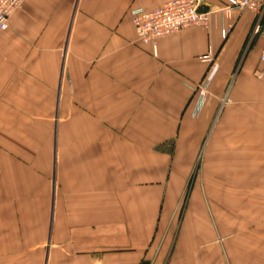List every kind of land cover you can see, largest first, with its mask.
Masks as SVG:
<instances>
[{"label": "crops", "instance_id": "0c3cea01", "mask_svg": "<svg viewBox=\"0 0 264 264\" xmlns=\"http://www.w3.org/2000/svg\"><path fill=\"white\" fill-rule=\"evenodd\" d=\"M167 1L24 0L10 16L0 264H264V36L253 12L221 10L141 44L131 11Z\"/></svg>", "mask_w": 264, "mask_h": 264}, {"label": "built area", "instance_id": "2783aa9c", "mask_svg": "<svg viewBox=\"0 0 264 264\" xmlns=\"http://www.w3.org/2000/svg\"><path fill=\"white\" fill-rule=\"evenodd\" d=\"M24 0H0V32L8 28L10 16L22 5ZM202 0H170L160 7L151 10L134 9L131 11V21L138 42L143 45L156 47L160 38L173 35L186 28H206L210 24L211 16L217 11H244L254 13L255 23L252 29L254 35L264 36V0H236L224 9L200 11ZM226 31H223L225 35ZM263 63L261 76L264 77V46L260 53ZM198 101H203L206 95L205 86L193 89Z\"/></svg>", "mask_w": 264, "mask_h": 264}, {"label": "rangeland", "instance_id": "374dc122", "mask_svg": "<svg viewBox=\"0 0 264 264\" xmlns=\"http://www.w3.org/2000/svg\"><path fill=\"white\" fill-rule=\"evenodd\" d=\"M67 46H64L63 47V55L65 56V54H66V52H67ZM34 129V128H33ZM34 131H35V134L32 136V142H31V146H30V149L31 150H36V149H42L43 147H42V144H43V139L44 138H40L39 136H38V133H37V129L35 130L34 129ZM33 132V131H32ZM14 145H15V149L16 150H19V148H27L26 147V142L25 143H23V142H19V141H16V142H14ZM25 146V147H24ZM196 166H198V165H196ZM198 169L196 168V169H194V172H192V174L190 175V178H189V183L190 182H193L194 180H195V178L197 177V173H198V171H197ZM51 183H52V186H54V184H55V179H54V176H52V179H51Z\"/></svg>", "mask_w": 264, "mask_h": 264}]
</instances>
